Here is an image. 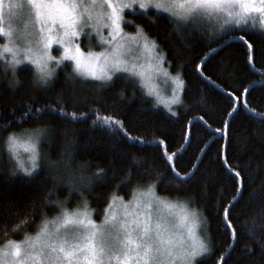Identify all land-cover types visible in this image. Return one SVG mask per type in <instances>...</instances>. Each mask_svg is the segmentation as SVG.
Masks as SVG:
<instances>
[{
  "label": "trees",
  "instance_id": "16d2710c",
  "mask_svg": "<svg viewBox=\"0 0 264 264\" xmlns=\"http://www.w3.org/2000/svg\"><path fill=\"white\" fill-rule=\"evenodd\" d=\"M129 12H125V18L144 24L150 36L162 45L161 51L167 53L171 62L170 67L166 64L170 73H182L181 78L185 81L182 104L172 108L178 115L172 116L154 106L153 99L138 84L134 88L124 80L122 74L107 87H101L98 82L81 81L79 77L68 81L66 73H71L72 68L70 62L65 61V66L57 69L56 83L43 88L32 83L31 71H18L14 78L10 70L5 73V65L0 61V129L9 120L17 130L36 127L37 122L17 124L27 105L58 107L67 102L66 111H76L78 115L87 113L86 117L73 121L52 112L38 122L55 129L56 135L51 143L47 138L41 142L40 150L45 158L40 170L31 177L14 171V163L8 162L6 150L0 149V220L9 221L6 227L0 224V245L35 232L45 217L52 219L58 208L46 201H67L64 206L72 209L81 207L87 199L89 209L94 210L93 218L102 220L106 196L116 191L129 200L138 172L149 166L145 163L138 168L135 161L147 158L160 166L153 172V180L161 174L164 147L158 149L151 144L125 142L118 132L101 128L99 123L93 124L97 115L114 114L125 122L132 136L148 141L166 138V154L178 153L176 164L181 172L190 170L198 156L203 157L199 179L189 188L179 191L165 190L163 186L157 188L158 195L179 198L208 218L203 227L214 254L199 258L198 264H219L221 255L228 257L227 264H264V229L261 228L264 220L260 217L264 208V29L259 26L260 15H255L256 23L248 22L246 26L245 38L255 49V59L249 64L246 45L238 39L244 31L236 26L190 34L183 27L174 25L166 18L167 14L157 13L155 23H149L136 18L134 13L127 15ZM125 30L134 32L135 28L128 26ZM213 49L216 50L214 54ZM206 56L203 76L208 79L202 78L196 70V65ZM209 79L214 84L209 83ZM14 80L19 83L13 84ZM250 86L251 92L245 95L244 90ZM121 91L124 92L122 97L118 96ZM70 92L75 93L77 102L68 100ZM97 97H103V102L97 104ZM202 97L206 104L195 107ZM97 107L102 109L99 113L89 111ZM200 116H204L210 127L195 119ZM189 121L192 122L193 137L190 144L182 138ZM225 121H231L228 135L213 140L212 130L223 129ZM206 147L207 151L202 152ZM69 152L70 165L66 166ZM50 161L58 163L50 167ZM97 168L106 169L107 176H94ZM130 168L132 183H125L117 190L121 180H126ZM230 168L241 172L245 184L243 199L232 210L231 219L238 229L234 247L224 222V208L236 194ZM113 172L115 178H111ZM81 173L86 178L83 184L77 178ZM102 179L108 182L105 184ZM100 193L105 195L98 198ZM21 220H26L27 224L13 231V224Z\"/></svg>",
  "mask_w": 264,
  "mask_h": 264
},
{
  "label": "snow or ice",
  "instance_id": "6c2138e0",
  "mask_svg": "<svg viewBox=\"0 0 264 264\" xmlns=\"http://www.w3.org/2000/svg\"><path fill=\"white\" fill-rule=\"evenodd\" d=\"M125 9L132 10L127 15L134 13L136 18L149 23H155L157 13L167 14L166 18L174 25L183 27L190 34L236 26L244 31L238 39L246 45L249 64L255 59V49L245 38L246 26L249 19L256 20L254 13L260 14L259 26L264 29V0H259L258 6L256 0H130L127 3L123 0H0V39L6 40L0 45V61L5 64V73L10 70L15 78L18 71H31L32 83L43 88L56 83L57 69L64 67L65 61L70 62L72 68L71 73H66L68 81L79 77L81 81L98 82L101 87H107L122 74V78L134 88L138 84L147 96L153 97L154 106L163 105L172 116H177L172 106L182 104L181 93L185 88L182 73H170L171 62L167 59V53L161 51L162 45L150 36L144 24H136L135 19H126ZM149 9L155 11L150 12ZM21 14L24 15L22 26L17 24ZM29 24L31 30H28ZM128 26L134 27L135 31H125ZM93 38L97 39L102 50L84 51L83 40ZM54 45L63 49L59 58L51 54ZM215 51L213 49L212 54ZM206 59L207 56L196 65L197 73L204 79H208L203 76ZM26 64L31 67H24ZM157 78L166 84L171 82L170 96L163 94L156 83ZM12 83L19 81L14 80ZM209 83L214 84L210 79ZM244 92L245 95L249 94L251 86ZM118 96H124V92H119ZM68 100L77 102L74 92L69 93ZM102 102L103 97L96 98L97 104ZM205 104L202 97L195 107ZM66 107L67 102L58 107L27 105L17 124L37 122L36 127L17 130L12 120H9L0 129V149L6 150L8 162L14 163V171L31 177L40 170L45 158L40 150L41 142L47 138L51 143L56 135V130L50 129L48 124L38 123L46 114L55 112L73 121L87 115L83 112L79 115L76 111L68 112ZM101 110L99 107L89 109L97 113ZM195 119L205 127H210L204 116ZM97 123L101 128L118 132L125 142L151 144L158 149L164 147L161 174L153 180L152 174L160 166L147 158L135 161L138 168L145 163L149 166L138 172L130 200H125L116 191L106 196L105 216L101 224H97L93 218L94 210L89 209L87 199L83 200L82 207L76 209L65 207L67 201H46V204L58 208L57 214L52 219L45 217L35 236L26 234L21 241L7 240L0 245V264H198L197 257L213 255L210 240L201 234L208 218L198 209L189 208L179 198L170 199L157 194V188L161 186L165 190L179 191L197 182L203 157L198 156L190 170L181 172L176 164L178 153L166 154V138L148 141L132 136L125 122L114 114L97 115L93 124ZM230 126L231 121H225L223 129H213V140L217 136L228 135ZM182 138L188 144L191 143V121L186 126V133L182 132ZM20 149L28 154L26 158L21 156ZM206 151L207 147L202 149V152ZM70 160L69 152L66 166L70 165ZM57 163L49 162L50 167H55ZM229 172L236 185V194L229 206L224 208V222L234 247L238 229L231 219L232 210L243 199L245 184L240 171L230 168ZM93 175L104 178L107 170L97 168ZM77 178L82 184L86 179L83 173ZM111 178H115V172ZM132 180L130 168L126 180H121L117 190L125 183L131 184ZM102 182L106 184L108 181L102 179ZM104 195L100 193L98 198ZM260 217L264 220V208L261 209ZM8 223L7 220H0V224L5 227ZM26 224V220H21L13 224L12 230L16 231ZM252 225H256L255 218ZM261 228L264 229V224ZM227 259L226 255H221L219 264H227Z\"/></svg>",
  "mask_w": 264,
  "mask_h": 264
},
{
  "label": "rangeland",
  "instance_id": "374dc122",
  "mask_svg": "<svg viewBox=\"0 0 264 264\" xmlns=\"http://www.w3.org/2000/svg\"><path fill=\"white\" fill-rule=\"evenodd\" d=\"M123 2H125V3H127V2H130V0H123ZM256 4H257V6L259 5V0H256ZM127 11H131L132 12V10L131 9H125V12H127ZM260 15L259 13H254L253 15ZM24 20V15L23 14H21V17H20V20L19 21H17V24L18 25H21L22 26V21ZM256 21L257 20H255V21H253V20H251V19H249L248 20V22L249 23H256ZM5 27H7V20L5 21ZM31 24H29V26H28V30H31ZM126 31V30H125ZM107 33L105 32V35H106ZM92 35H93V37H95V34L94 33H92ZM4 43H6V40H4V39H0V45H2V44H4ZM82 47H83V49H84V51H89V50H92V51H101L102 50V48L101 47H99L98 46V41H97V39L96 38H93V39H91V40H88V39H84L83 40V42H82ZM62 53H63V49L60 47V46H58V45H54V48H53V50L51 51V54L53 55V56H55V57H57V58H59L61 55H62ZM5 65V64H4ZM26 66H30V65H25L24 67H26ZM166 66V65H165ZM31 67V66H30ZM167 67V66H166ZM156 83L158 84V86L160 87V89H161V91L163 92V94L164 95H166V96H170L171 94H172V86H171V82H168L167 84L166 83H164L160 78H157V80H156ZM152 99H153V102H154V98L153 97H151ZM176 105H173L172 106V108L173 107H175ZM158 107H160V108H162V109H164V107H163V105H159ZM165 111H167L166 109H164ZM168 112V111H167ZM20 151V154H21V156L22 157H24V158H26L27 157V153H25L24 152V150L23 149H20L19 150ZM20 172V171H19ZM131 199V198H130ZM129 199V200H130ZM182 201V200H181ZM184 202V201H183ZM82 207V206H81ZM189 207V206H188ZM77 208V207H76ZM76 208H72V209H76ZM104 216H105V213H104ZM104 220V217H103V219L102 220H100V221H96L97 222V224H101V222ZM203 227V226H202ZM37 231L38 230H36L35 232H33V233H31V234H28V235H31V236H35L36 235V233H37ZM201 234L202 235H206L205 234V232H204V227H203V231L201 232ZM207 236V235H206ZM25 237V236H24ZM24 237L23 238H21V239H17V240H15V241H21V240H23L24 239ZM208 238V237H207ZM4 244V243H3ZM3 244H1V245H3ZM206 255V254H205ZM199 258H201V257H197V260L199 259Z\"/></svg>",
  "mask_w": 264,
  "mask_h": 264
}]
</instances>
